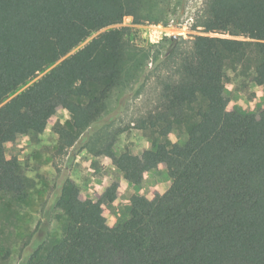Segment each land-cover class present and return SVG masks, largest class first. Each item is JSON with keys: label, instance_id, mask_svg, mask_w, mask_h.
Returning a JSON list of instances; mask_svg holds the SVG:
<instances>
[{"label": "trees", "instance_id": "trees-1", "mask_svg": "<svg viewBox=\"0 0 264 264\" xmlns=\"http://www.w3.org/2000/svg\"><path fill=\"white\" fill-rule=\"evenodd\" d=\"M172 1L0 0V192L26 198L20 160L8 151L19 136L53 128L62 155L91 138L114 91L143 76L160 88L137 124L153 143L141 156H118L101 137L94 152L124 184L158 169L172 180L164 192L132 196L119 226L109 207L120 183L107 179L88 198L61 180L62 239L34 249L26 264H264V107L243 115L225 94L227 84L242 93L264 86V0H205L196 21L205 34L172 39L164 53L134 43L125 19L168 25ZM186 1L176 0L180 13ZM225 33L236 38L210 36ZM60 109L70 126L57 122ZM174 130L188 135L184 145Z\"/></svg>", "mask_w": 264, "mask_h": 264}, {"label": "rangeland", "instance_id": "rangeland-1", "mask_svg": "<svg viewBox=\"0 0 264 264\" xmlns=\"http://www.w3.org/2000/svg\"><path fill=\"white\" fill-rule=\"evenodd\" d=\"M204 1L187 0L185 10L181 13L180 4L176 0L171 2L172 14L167 19L168 25L173 24L185 29L186 38H165L158 44L150 45L145 42L141 30L133 24L132 18L125 19L122 26L136 29L134 43L157 47L160 53H164L170 49L172 39L189 42L194 37L205 34L201 28L196 27ZM97 35L94 34L87 42ZM219 37L236 38L229 33ZM82 46L84 44L80 47ZM49 70L40 73L35 80ZM146 77L143 76L126 89L114 91L107 111L99 124L91 130V138L86 142L80 140L64 154L58 153V136L53 128H48L42 134L19 136L16 143L9 147V153L20 160L27 184V195L26 198H16L0 192V264H26L34 249L41 246L46 249L49 244L62 239L66 220L58 217L55 199L58 185L65 178L76 181L88 198H94L97 189L107 179L120 183L123 186L121 197L109 207L111 219L117 226L130 218L132 196H146L154 189L161 192L168 189L172 180L167 170L153 171L147 175L142 185L124 184L122 172L118 168L108 166L104 156H98L94 152L98 150L94 147V142L101 137L114 141L115 153L118 156L126 150L141 156L144 149L151 146L154 134L149 130H139L137 124L156 104L160 88L155 76L150 79ZM225 94L230 99L229 110L243 115L257 114L264 107V86L252 85L249 93H242L235 84H227ZM70 120V114L66 110L58 111L59 124L70 126ZM172 140L184 145L188 135L182 130H174ZM58 199L59 197L57 201Z\"/></svg>", "mask_w": 264, "mask_h": 264}, {"label": "built area", "instance_id": "built-area-1", "mask_svg": "<svg viewBox=\"0 0 264 264\" xmlns=\"http://www.w3.org/2000/svg\"><path fill=\"white\" fill-rule=\"evenodd\" d=\"M142 32V37L145 42L150 45H155L160 43L165 38H175V37H187V32L185 29L178 27L176 25H163L155 23H146L142 25H136ZM210 36L219 37L222 34H210Z\"/></svg>", "mask_w": 264, "mask_h": 264}, {"label": "crops", "instance_id": "crops-1", "mask_svg": "<svg viewBox=\"0 0 264 264\" xmlns=\"http://www.w3.org/2000/svg\"><path fill=\"white\" fill-rule=\"evenodd\" d=\"M153 171H155V170H152L151 172H149V174L148 175H150ZM144 182V181H143ZM143 183H141L140 185H142ZM135 195H138V196H142V194H135ZM144 196V195H143Z\"/></svg>", "mask_w": 264, "mask_h": 264}]
</instances>
